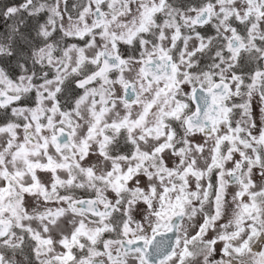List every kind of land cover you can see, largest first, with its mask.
<instances>
[{"label": "snow or ice", "instance_id": "snow-or-ice-1", "mask_svg": "<svg viewBox=\"0 0 264 264\" xmlns=\"http://www.w3.org/2000/svg\"><path fill=\"white\" fill-rule=\"evenodd\" d=\"M0 264H264V0H0Z\"/></svg>", "mask_w": 264, "mask_h": 264}]
</instances>
